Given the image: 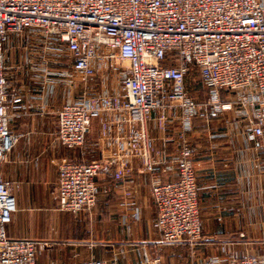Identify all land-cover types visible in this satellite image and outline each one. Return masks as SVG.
Returning <instances> with one entry per match:
<instances>
[{"label":"crops","instance_id":"obj_1","mask_svg":"<svg viewBox=\"0 0 264 264\" xmlns=\"http://www.w3.org/2000/svg\"><path fill=\"white\" fill-rule=\"evenodd\" d=\"M58 43L37 31L8 36L3 47L4 74L15 102L8 108L9 131L17 140L2 166L4 179L17 184L16 211L6 233L10 239L41 243L36 264H227L232 258H264V134L255 138L237 108L206 124L194 119L187 133L193 149L201 241L163 245L155 227L150 192L152 175L143 170L137 123L118 107L122 78L96 64L89 79L76 75ZM87 94L98 112L81 148L65 149L55 140L56 112ZM154 174L161 182L176 179L180 148L176 117L152 113L145 122ZM122 144L124 151H119ZM129 144V145H128ZM120 155L123 168L104 166L96 178L99 194L88 214L61 211L56 199V162L62 157L89 163ZM166 169L167 171H164Z\"/></svg>","mask_w":264,"mask_h":264},{"label":"built area","instance_id":"obj_2","mask_svg":"<svg viewBox=\"0 0 264 264\" xmlns=\"http://www.w3.org/2000/svg\"><path fill=\"white\" fill-rule=\"evenodd\" d=\"M28 30L55 40V51L65 53L74 73L84 80L93 77L96 64L118 72L123 90L118 108L128 122L139 126L129 141L137 142L143 170L152 175L150 196L161 243L195 247L202 225L193 149L186 135L194 119L208 124L237 108L251 134L263 137L264 0H0V264H36L41 248L38 241L7 236L6 226L16 211L17 184L2 174L17 140L9 131L8 108L15 94L4 74L3 47L9 35ZM199 83L207 92L204 101L190 94ZM223 92L233 94L234 100H221ZM97 112L85 93L64 104L56 112L57 144L81 148ZM152 113L162 120L176 115L180 123L175 180L161 182L154 174L160 163L150 159L144 129ZM120 160V155L89 163L58 159L59 209L73 215L90 213L99 194L96 178L104 166L121 170ZM79 264L107 262L89 259ZM227 264H264V258L234 257Z\"/></svg>","mask_w":264,"mask_h":264},{"label":"rangeland","instance_id":"obj_3","mask_svg":"<svg viewBox=\"0 0 264 264\" xmlns=\"http://www.w3.org/2000/svg\"><path fill=\"white\" fill-rule=\"evenodd\" d=\"M200 85H201V83L197 84L196 88L193 87V89L190 91V94H192V96L195 97L196 99H198L200 101H204L206 96H207V92L205 91L204 88L201 89ZM220 99L221 100H228L229 102H232L234 100V95L231 93L223 92L220 94Z\"/></svg>","mask_w":264,"mask_h":264}]
</instances>
